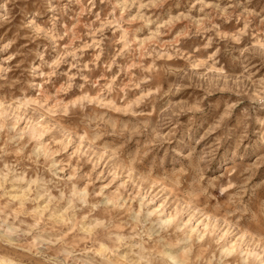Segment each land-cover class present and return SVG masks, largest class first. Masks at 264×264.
I'll return each instance as SVG.
<instances>
[{
  "label": "clouds",
  "instance_id": "obj_1",
  "mask_svg": "<svg viewBox=\"0 0 264 264\" xmlns=\"http://www.w3.org/2000/svg\"><path fill=\"white\" fill-rule=\"evenodd\" d=\"M0 264H264V0H0Z\"/></svg>",
  "mask_w": 264,
  "mask_h": 264
}]
</instances>
